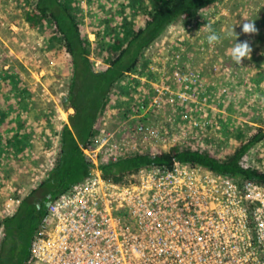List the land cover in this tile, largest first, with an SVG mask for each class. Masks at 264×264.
Here are the masks:
<instances>
[{
  "label": "rangeland",
  "instance_id": "374dc122",
  "mask_svg": "<svg viewBox=\"0 0 264 264\" xmlns=\"http://www.w3.org/2000/svg\"><path fill=\"white\" fill-rule=\"evenodd\" d=\"M36 1L0 0V115L6 119L3 131L0 125V242L1 221L15 212L20 200L54 165L62 129L73 112L64 103L72 79V58L58 39L50 45L51 21L32 24L27 19ZM78 1L81 24L98 30L89 34L97 70L108 65L107 57H116L109 45L121 34L119 25L144 26L143 14L154 3ZM249 20L255 24V33L242 31ZM206 24L225 37L234 28L236 42L249 43L250 59L244 58L239 65L232 61L229 49L234 36L209 45L203 28ZM160 90L174 100H166L159 109L162 115L157 125L165 123L160 127L172 130H162L157 151L172 149L175 145L168 143L169 138L173 133L181 136L178 133L183 127L190 130L185 146H200L220 156L232 154L239 144L260 130L264 132V0H218L191 20L172 22L141 53L135 68L113 84L98 130L123 123L133 128L137 124L133 114H138L143 104L142 111H149L147 105ZM184 91L190 98L182 103L174 93ZM153 109L158 112L155 106ZM205 113L208 124L195 130L193 121L203 122ZM241 161L264 171V137Z\"/></svg>",
  "mask_w": 264,
  "mask_h": 264
},
{
  "label": "built area",
  "instance_id": "2783aa9c",
  "mask_svg": "<svg viewBox=\"0 0 264 264\" xmlns=\"http://www.w3.org/2000/svg\"><path fill=\"white\" fill-rule=\"evenodd\" d=\"M163 93L149 111L143 104L133 114V128L100 130L83 148L91 174L50 203L27 264H264V183L179 160L143 166L124 182L102 175V164L161 151L162 130H172L157 125L172 98ZM174 94L182 103L190 98ZM203 118L193 121L195 130L208 124ZM189 132L183 127L168 143L185 146Z\"/></svg>",
  "mask_w": 264,
  "mask_h": 264
},
{
  "label": "trees",
  "instance_id": "16d2710c",
  "mask_svg": "<svg viewBox=\"0 0 264 264\" xmlns=\"http://www.w3.org/2000/svg\"><path fill=\"white\" fill-rule=\"evenodd\" d=\"M217 1L153 0L151 10L143 14L144 26L134 28L124 23L119 25L117 32L121 34H117L109 45L110 53H115L116 57H107L105 61L108 65L100 70L94 66L89 38V34L98 33V30L87 29L81 24L80 9L77 8L79 1H36L27 19L32 24L41 20L51 21L54 28L50 45L58 39L72 58V79L64 103L73 112L68 115V123L62 129L54 165L44 179L20 200L15 212L1 221L3 236L0 242V264H27L32 240L50 203L91 174L93 165L86 159L83 148L91 147L93 137L99 132L98 121L109 105L113 84L125 72L135 68L145 48L172 22L179 18L191 20L199 12L211 9ZM5 121L0 115L2 131ZM263 137L264 132L260 130L248 141L239 144L232 154L223 156L200 146L182 148L175 145L168 151L158 153L128 154L99 168L106 179L124 182L130 180L143 166L158 164L171 167L175 160H179L201 165L241 181L264 183L263 170L245 166L241 161Z\"/></svg>",
  "mask_w": 264,
  "mask_h": 264
},
{
  "label": "clouds",
  "instance_id": "9594fccd",
  "mask_svg": "<svg viewBox=\"0 0 264 264\" xmlns=\"http://www.w3.org/2000/svg\"><path fill=\"white\" fill-rule=\"evenodd\" d=\"M204 30L208 33L207 35V43L209 45H216L223 42V40L228 37L231 38L234 36V44L229 49L230 56L232 61L239 65L241 64L242 60L244 58L250 59V54L252 52V49L248 42H236L237 40V34L234 31V28L231 29L229 32H227L226 37L225 35H222L218 33L211 24H206L203 26ZM242 31L246 34L255 33L257 31L255 24L249 20V22L244 23L242 27Z\"/></svg>",
  "mask_w": 264,
  "mask_h": 264
},
{
  "label": "flooded vegetation",
  "instance_id": "af4514ba",
  "mask_svg": "<svg viewBox=\"0 0 264 264\" xmlns=\"http://www.w3.org/2000/svg\"><path fill=\"white\" fill-rule=\"evenodd\" d=\"M148 48H149V46H147V47L145 48V50L148 49ZM142 53H143V52H142ZM151 165H152V164H151Z\"/></svg>",
  "mask_w": 264,
  "mask_h": 264
}]
</instances>
